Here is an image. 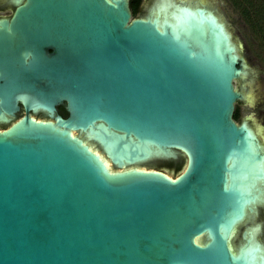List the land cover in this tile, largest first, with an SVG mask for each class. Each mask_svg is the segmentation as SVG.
Returning a JSON list of instances; mask_svg holds the SVG:
<instances>
[{"label":"water","instance_id":"obj_1","mask_svg":"<svg viewBox=\"0 0 264 264\" xmlns=\"http://www.w3.org/2000/svg\"><path fill=\"white\" fill-rule=\"evenodd\" d=\"M128 3L0 4V264H264L259 225L230 239L244 181L255 199L264 182L256 132L232 119L235 43L196 1ZM177 151L174 177L137 167Z\"/></svg>","mask_w":264,"mask_h":264},{"label":"rangeland","instance_id":"obj_2","mask_svg":"<svg viewBox=\"0 0 264 264\" xmlns=\"http://www.w3.org/2000/svg\"><path fill=\"white\" fill-rule=\"evenodd\" d=\"M174 2L183 0H170ZM188 0L185 2H190ZM203 3V4H202ZM199 4L206 5L209 10L214 11L221 22L224 24L225 29L230 34L232 42L237 47V53L241 58L240 64L245 70V75H242L239 79L233 81V87L243 94V100L237 105L238 117L235 121L240 123L241 121L246 122L248 126L253 129L257 138L264 151V53L258 45L255 34L243 24L237 11L232 7L228 0H199ZM140 6V5H139ZM139 9V8H138ZM9 13L4 12L3 15ZM247 97H250L246 99ZM21 116L18 114L17 117ZM33 117L38 119H44L42 115H34ZM9 124V123H8ZM6 124V126L8 125ZM93 150L101 154L96 145L92 142H88ZM178 162L173 163V159H155L146 165L137 167L163 169L164 173L169 177L176 176L177 173L181 172L185 159L182 158L179 165L176 168ZM176 168V169H174ZM111 170H115L110 167ZM264 186V182H263ZM264 188V187H262ZM254 198L253 195H250ZM264 208L260 215L259 222L261 223L259 231L256 235L257 240L264 243ZM263 222V223H262ZM241 229L232 234L231 242L235 245L239 242V232Z\"/></svg>","mask_w":264,"mask_h":264},{"label":"trees","instance_id":"obj_3","mask_svg":"<svg viewBox=\"0 0 264 264\" xmlns=\"http://www.w3.org/2000/svg\"><path fill=\"white\" fill-rule=\"evenodd\" d=\"M232 7L237 11L241 21L250 31L255 34L260 49L264 53V0H228ZM140 0H130L128 7L131 17L134 18L138 11ZM61 117H66L63 107L58 111ZM238 108L234 105L232 119L237 120ZM4 128L0 126V129Z\"/></svg>","mask_w":264,"mask_h":264},{"label":"flooded vegetation","instance_id":"obj_4","mask_svg":"<svg viewBox=\"0 0 264 264\" xmlns=\"http://www.w3.org/2000/svg\"><path fill=\"white\" fill-rule=\"evenodd\" d=\"M8 1H10V0H0V4L8 2ZM141 2H142V0H140V4H141ZM4 12H7L9 14L8 15H3ZM9 15H11V11L10 10L0 11V16H9ZM240 102L241 101H238L235 104L238 105ZM60 106L63 107V105H60ZM60 106L56 107V111H55L56 114H58V115H59L58 111H59V107ZM18 114H21V115L23 114L21 108H20V111L18 112ZM176 153H177V156H176V159L173 160V163L178 162L177 165H176V168H177V166L179 165L180 160L182 158H184L185 156H184L183 153H181L179 151H177ZM176 168H174V169H176ZM156 170H160V171L164 172V170L160 169V168H158V169L156 168ZM254 186L255 187H253L252 192H251V195H253L254 198H253V200L251 198L252 202L247 206V208H245V217L243 218V220L239 224L238 229L242 230L245 227H249V226L251 227V226H254V225H259V227H260V225H261V223L259 222V219H260V215H261V212H262V208H264V188H263V195L258 200V197L255 199V195L257 194V190H258V182H256V184H254ZM263 221H264V218H263ZM262 229L264 230V228H262Z\"/></svg>","mask_w":264,"mask_h":264},{"label":"bare ground","instance_id":"obj_5","mask_svg":"<svg viewBox=\"0 0 264 264\" xmlns=\"http://www.w3.org/2000/svg\"><path fill=\"white\" fill-rule=\"evenodd\" d=\"M183 1L185 2V1H188V0H183ZM193 1H196V3L199 4V0H193ZM170 3H171V1H170ZM202 4H203V3H202ZM248 98H250V97H247L246 99H248ZM71 134L73 135V133H71ZM94 152H96V151H94ZM96 154H97V152H96ZM97 155H98V156L101 158V160L103 161L104 165L106 166V169L109 170V164H108L107 160L102 159V157H101L99 154H97ZM254 184H256L255 179L250 178L249 180L244 181V185H245V186H244V189H245V190H248V191L251 193L253 187H255ZM253 194H254V193H253ZM252 200H253V198H252ZM258 200H259V199H258ZM260 201H261V200H260ZM253 205H254V204H253ZM230 233H231V232H230ZM230 233L228 234V236L230 235ZM248 248H251V247H248ZM241 252H242V254L245 255V253L248 252V249H246V250H245V249H242ZM249 260H250V264H263V263H262V259H260V260L257 261L255 255L249 257Z\"/></svg>","mask_w":264,"mask_h":264}]
</instances>
